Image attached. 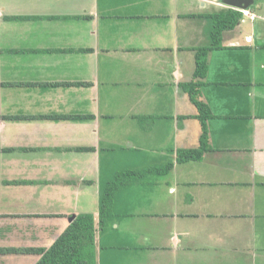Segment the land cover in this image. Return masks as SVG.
I'll return each mask as SVG.
<instances>
[{
    "label": "crops",
    "instance_id": "1",
    "mask_svg": "<svg viewBox=\"0 0 264 264\" xmlns=\"http://www.w3.org/2000/svg\"><path fill=\"white\" fill-rule=\"evenodd\" d=\"M221 0H0V250L48 249L80 215L95 264H264V0L210 46ZM233 9V8H231ZM194 81V80H193ZM180 117H186L180 120ZM172 164L114 194L119 171ZM0 253V264H36Z\"/></svg>",
    "mask_w": 264,
    "mask_h": 264
},
{
    "label": "trees",
    "instance_id": "2",
    "mask_svg": "<svg viewBox=\"0 0 264 264\" xmlns=\"http://www.w3.org/2000/svg\"><path fill=\"white\" fill-rule=\"evenodd\" d=\"M212 28L210 34V46L195 49V71L193 80L180 84L181 90L188 95L191 104L196 109L194 118L200 124L198 145L191 149H178L176 151V163L197 162L204 154L211 150L208 142L207 122L213 117L209 108L199 99L200 83L198 79L204 78L207 71V56L212 50L220 48L222 34L233 30L240 22L242 14L236 9H226L212 15ZM186 117H180V120ZM172 164L164 167H151L142 171H119L115 174L111 183L106 185L101 193L99 203V221L103 224L110 211V204L116 191L128 185L132 180L138 179L146 174H167ZM94 221L90 215L77 216L65 229V231L54 241L48 249H6L0 250L3 254H35L40 256L36 264H95L94 245Z\"/></svg>",
    "mask_w": 264,
    "mask_h": 264
},
{
    "label": "water",
    "instance_id": "3",
    "mask_svg": "<svg viewBox=\"0 0 264 264\" xmlns=\"http://www.w3.org/2000/svg\"><path fill=\"white\" fill-rule=\"evenodd\" d=\"M221 3L233 9H245L250 5L251 0H221Z\"/></svg>",
    "mask_w": 264,
    "mask_h": 264
},
{
    "label": "built area",
    "instance_id": "4",
    "mask_svg": "<svg viewBox=\"0 0 264 264\" xmlns=\"http://www.w3.org/2000/svg\"><path fill=\"white\" fill-rule=\"evenodd\" d=\"M243 15H247V12L246 11H242L241 12Z\"/></svg>",
    "mask_w": 264,
    "mask_h": 264
}]
</instances>
